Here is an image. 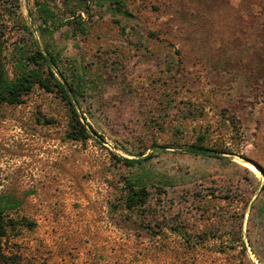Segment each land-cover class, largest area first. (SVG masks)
Segmentation results:
<instances>
[{"label":"rangeland","instance_id":"1","mask_svg":"<svg viewBox=\"0 0 264 264\" xmlns=\"http://www.w3.org/2000/svg\"><path fill=\"white\" fill-rule=\"evenodd\" d=\"M120 3L0 0L8 80L35 41L100 136L76 133L56 91L0 103V199L32 224L10 230L4 252L33 264H264V0ZM199 138L224 153H184ZM127 182L144 204L127 207Z\"/></svg>","mask_w":264,"mask_h":264},{"label":"trees","instance_id":"2","mask_svg":"<svg viewBox=\"0 0 264 264\" xmlns=\"http://www.w3.org/2000/svg\"><path fill=\"white\" fill-rule=\"evenodd\" d=\"M15 5L18 0H11ZM113 9L120 12L122 9L120 0H110ZM88 3V1L86 2ZM88 5V4H87ZM37 20L39 21V28L43 30H52L57 26V18L53 12L44 5L37 3ZM86 9V8H85ZM2 34L0 33V55L2 52L1 45ZM16 68L18 74L11 80H8L6 72L0 63V103H7L10 105H18L22 103L21 97L28 94L34 86L52 92L56 91L62 101L68 107L73 124L76 128V133L82 137L100 136L87 124L83 122V118L76 110V105L72 99L74 91L70 84H68L58 70L56 58L48 51L42 53L37 43L34 41L33 49L30 52L17 49ZM1 60V59H0ZM57 75L58 78L55 76ZM198 144H193L185 148L183 151L191 156H202L207 158H218L219 154L224 153L222 150L210 149L202 146V138H199ZM117 161L122 162L126 166H132L135 163H140L143 160H127L124 158H116ZM129 194L127 196L126 204L129 209L136 206H141L145 202V191L143 188H135L131 182H127ZM16 202L12 199H0V264H33L29 262H22L20 256L16 254H6L3 250L2 240L7 236L10 230H14L19 226L31 227L32 224L26 222L24 219H12L9 217L11 207Z\"/></svg>","mask_w":264,"mask_h":264},{"label":"bare ground","instance_id":"3","mask_svg":"<svg viewBox=\"0 0 264 264\" xmlns=\"http://www.w3.org/2000/svg\"><path fill=\"white\" fill-rule=\"evenodd\" d=\"M245 167H247L250 171H252L255 175H258L259 170L254 165L251 164H245Z\"/></svg>","mask_w":264,"mask_h":264}]
</instances>
